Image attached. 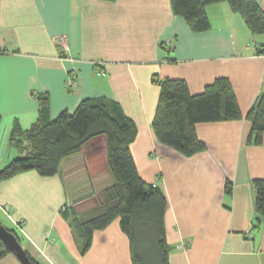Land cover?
Instances as JSON below:
<instances>
[{
	"label": "crops",
	"instance_id": "crops-1",
	"mask_svg": "<svg viewBox=\"0 0 264 264\" xmlns=\"http://www.w3.org/2000/svg\"><path fill=\"white\" fill-rule=\"evenodd\" d=\"M207 14L210 29L195 32L171 0H0V169L22 154L13 128L36 123L42 100L54 119L103 97L136 125L130 147L139 174L167 198L170 263L264 264L253 185L264 179V133L261 145L249 143L246 118L264 89V34L253 33L227 2L209 4ZM70 76L78 82L72 91ZM219 77L230 80L243 118L197 123L207 148L192 156L160 142L152 127L160 83L184 79L198 94ZM107 153L100 135L64 157L55 175L31 170L0 182V206L9 207H0L8 223L0 222L20 230L39 264H133L120 218L96 230L83 252L62 212L71 206L82 216L100 205L115 180ZM0 264L23 263L9 253Z\"/></svg>",
	"mask_w": 264,
	"mask_h": 264
},
{
	"label": "trees",
	"instance_id": "trees-1",
	"mask_svg": "<svg viewBox=\"0 0 264 264\" xmlns=\"http://www.w3.org/2000/svg\"><path fill=\"white\" fill-rule=\"evenodd\" d=\"M217 2H227L243 16L253 33L264 34V9L258 0H171V6L176 15L185 18L192 31L200 32L210 29L207 6ZM160 86L153 130L160 142L186 156L207 148L197 135V123L243 118L226 77L217 78L198 94H192L186 80L180 78H167ZM42 101L36 123L27 130L19 125L13 128L11 141L23 155L0 169V182L31 170L42 176L55 175L64 157L81 151L92 138L105 135L114 183L101 192L100 205L89 214L71 213L73 208L68 206L62 212L71 218L83 252L90 248L96 230L120 218L121 227L130 240L133 264H171L165 235L167 198L159 186L147 183L139 174L130 147L137 133L134 122L118 103L103 97L83 99L74 112L64 110L54 119L50 116L49 102ZM246 118L251 122L248 142L261 145L264 89ZM253 185L256 190L254 227L257 229L264 220V179L253 180ZM226 191L233 192L232 182H226ZM8 229L20 240L16 229ZM26 251L31 261L39 264ZM9 253L12 252L0 239V260Z\"/></svg>",
	"mask_w": 264,
	"mask_h": 264
},
{
	"label": "water",
	"instance_id": "water-1",
	"mask_svg": "<svg viewBox=\"0 0 264 264\" xmlns=\"http://www.w3.org/2000/svg\"><path fill=\"white\" fill-rule=\"evenodd\" d=\"M0 239L23 264H34L20 243L18 237L6 226L0 223Z\"/></svg>",
	"mask_w": 264,
	"mask_h": 264
},
{
	"label": "built area",
	"instance_id": "built-area-1",
	"mask_svg": "<svg viewBox=\"0 0 264 264\" xmlns=\"http://www.w3.org/2000/svg\"><path fill=\"white\" fill-rule=\"evenodd\" d=\"M101 73L102 74H105V71H101ZM78 84V82H77V79L73 76H70L69 78H68V80H67V86H68V89H69V91H72L73 90V88L76 86ZM0 207H2L3 209H5L6 211L8 210V206L6 205V206H0ZM68 207H71V206H68ZM65 208V207H64ZM63 208V209H64Z\"/></svg>",
	"mask_w": 264,
	"mask_h": 264
},
{
	"label": "rangeland",
	"instance_id": "rangeland-1",
	"mask_svg": "<svg viewBox=\"0 0 264 264\" xmlns=\"http://www.w3.org/2000/svg\"><path fill=\"white\" fill-rule=\"evenodd\" d=\"M21 155H23V154H21ZM75 210H76V209H75ZM90 212H91V211H90ZM0 221H2V222L5 221L6 223H8L6 220H3L1 214H0ZM17 232H18V234L20 235V230L17 229Z\"/></svg>",
	"mask_w": 264,
	"mask_h": 264
}]
</instances>
